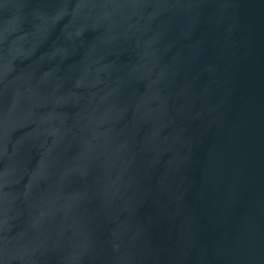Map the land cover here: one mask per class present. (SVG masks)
Returning <instances> with one entry per match:
<instances>
[{
	"label": "water",
	"instance_id": "95a60500",
	"mask_svg": "<svg viewBox=\"0 0 264 264\" xmlns=\"http://www.w3.org/2000/svg\"><path fill=\"white\" fill-rule=\"evenodd\" d=\"M0 264H264V0H0Z\"/></svg>",
	"mask_w": 264,
	"mask_h": 264
}]
</instances>
